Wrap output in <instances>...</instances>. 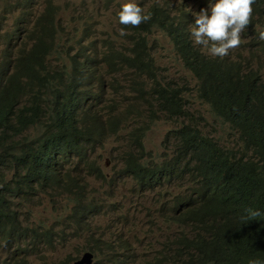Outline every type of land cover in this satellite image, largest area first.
I'll use <instances>...</instances> for the list:
<instances>
[{
    "label": "trees",
    "instance_id": "16d2710c",
    "mask_svg": "<svg viewBox=\"0 0 264 264\" xmlns=\"http://www.w3.org/2000/svg\"><path fill=\"white\" fill-rule=\"evenodd\" d=\"M252 7L251 24L241 33L244 41L235 51L242 52L247 44L252 50L247 60L218 61L217 72L201 79L202 100L228 127L229 135L237 137L241 146L237 153L220 146L214 136H205L201 118L166 132L162 160L146 153L147 132L159 114L179 99V90L169 84L157 83L141 91L124 102L125 110L124 99L102 102L107 88H116L103 80L94 82L96 57H102L108 74L123 71V57L131 51L135 58L130 61L149 67L144 60L149 58L146 46L140 42L145 39L143 29L158 23L154 16L135 29L123 27V50L105 42L100 53L95 42L72 54L67 46L58 45L54 6L46 7L29 30L0 35L4 42L0 50V237L48 240L44 232L20 228L18 208L11 199L26 207L41 193L66 192L72 204L68 221L74 237L84 233L90 239L92 221L97 224V217L121 202L112 191L94 197L96 190L90 192L85 182L92 179L111 188L123 181L131 183L127 191L136 200L146 193L158 195L156 219L149 209L137 210L151 225L160 221L176 226L171 238L151 249L150 241L126 230L131 215L123 214V236L110 233L109 248L117 242L133 248L135 256L128 264H248L244 259L264 243V40L258 38L264 30V0H255ZM184 38L192 43L190 36ZM183 51L195 55L185 46ZM32 128L38 135L21 148ZM121 132L129 143L117 177L103 172L97 151ZM248 209L261 215L250 219ZM97 228L102 227L97 224ZM37 242L42 241L32 243ZM101 242L80 245L77 257L85 251L99 257ZM147 251L153 252L152 259L142 256ZM29 253V248H10L0 264H27ZM102 258L106 264L118 261L115 256Z\"/></svg>",
    "mask_w": 264,
    "mask_h": 264
},
{
    "label": "clouds",
    "instance_id": "9594fccd",
    "mask_svg": "<svg viewBox=\"0 0 264 264\" xmlns=\"http://www.w3.org/2000/svg\"><path fill=\"white\" fill-rule=\"evenodd\" d=\"M29 1L30 0H24L23 7L25 5L28 7L30 5ZM116 1L117 0H110L109 4H115ZM189 1L190 0H123V2L118 5L117 15L122 27H131L135 29L138 26H143L151 19V16H154L158 23H154L152 29H149V27L143 29L145 39L140 42L146 46V53L149 55V58L144 60L149 63V67L145 68L138 62L130 61L135 58V53L131 51L123 57L125 59V62H123V71L116 74H108L107 67L101 63L102 57H96L99 63L97 64L94 82L103 80L108 86L112 84L116 88L115 90L107 88L106 95L102 97V102L105 104L110 102L120 103L121 100L124 99L123 109L125 110L126 103L124 104V102L138 96L141 91H149L152 85L157 83H161L165 87L166 84H169V88L179 90V99L177 102L171 103L169 109L165 110L163 114H159L160 119L158 121L163 120L167 123L178 122L177 126H179V124H188L195 118H203L200 109H210L208 104L202 100L203 87L201 85V79L203 75L216 73L219 65L218 61L224 59L237 61L236 59L240 58L247 60L249 53L252 51L245 43L246 46L242 52L238 54L235 52L244 41L241 33L251 24L253 13L252 5L255 3V0H216L215 2L212 0H202L199 13H191V11L186 8ZM49 6H55V3L52 0H46L41 13ZM107 7L108 6H106V8ZM178 24L180 25V29H176V25ZM86 26L87 24H85L83 28L85 33L88 32L85 30ZM88 33L89 42L87 45L82 42H76L74 46L70 47L71 54L80 48L90 45L91 42H95L99 53L102 51V45L106 41L103 38L97 40L94 33ZM120 34H125L123 29H121ZM187 36H190L192 43L184 38ZM258 38L264 40V30L258 32ZM99 42L101 45H98ZM110 44L115 45L113 42H106V45ZM183 46L195 55L187 56L183 51ZM114 49L123 50V44L115 45ZM175 70L188 73L190 76L189 81L182 80V84H179V78L175 77ZM169 77L171 79H169ZM201 123L202 120L200 124ZM175 127H170V129L174 130ZM37 135L38 132L32 128L22 139L21 148L26 147ZM124 137L125 135L123 139ZM101 157V154L97 155V162L100 167ZM117 162L120 165L122 160L119 159ZM102 170L104 172L103 168ZM120 170L121 165L114 172L117 177H119ZM45 177H47V174ZM89 180L85 183L87 184V189H90L91 192ZM127 192L129 193V190ZM45 194H61L65 196L66 201L67 197H70L66 192H48L41 193L37 196ZM126 199V197L123 198V214L131 215L130 221H136V215L139 214V212L135 209H131L130 206L125 208L124 201ZM11 200L17 208L23 203L17 199ZM68 204L71 203L68 202ZM70 211L71 209H68V216L71 218ZM248 212L250 219H255L261 215L259 211H253L252 209H248ZM168 226L175 231L176 226L174 224H169ZM44 234H47L46 237L48 240H34L42 241L34 245L32 243L34 241H32L30 237H27L29 239L16 237L17 243H13L15 247L12 249L29 248L30 253L26 257L27 260L34 252L33 246L39 244L49 246V244L45 243L46 241L52 243L53 233L45 231ZM71 235L74 236L73 232H71ZM5 242V250L9 252L11 248L9 245L10 241L5 240ZM100 249H104L107 252V259L115 256L118 260L116 263L120 261L123 264L131 263V258L135 256L134 249L128 245L125 246L124 243L123 247L116 246L114 249H110L109 242H104L102 240ZM86 252L93 255V264L94 260L98 257L91 251H85L80 256ZM79 257L69 258V260H71L69 264H73L80 259ZM244 261H248V264H264V243L259 245L256 254L247 257Z\"/></svg>",
    "mask_w": 264,
    "mask_h": 264
},
{
    "label": "rangeland",
    "instance_id": "374dc122",
    "mask_svg": "<svg viewBox=\"0 0 264 264\" xmlns=\"http://www.w3.org/2000/svg\"><path fill=\"white\" fill-rule=\"evenodd\" d=\"M46 0H30V5L23 7L24 0H0V35L13 33L19 28L29 30L32 23L41 13L45 6ZM55 3L56 20L59 24L58 28V45L67 46L70 48L76 42H82L87 45L89 33H94L96 39L103 38L106 42H113L115 45L123 44V35H121L122 25L118 18V5L123 0H117L115 4H109L107 0H52ZM202 0H190L186 8L191 13L200 12V4ZM106 6H108L106 8ZM47 20V19H46ZM87 24L84 32V25ZM103 41V40H102ZM100 41V42H102ZM100 42L98 45H101ZM251 40L247 39L246 43ZM4 47V42L0 37V50ZM181 69V68H178ZM175 77L179 78L178 83L182 84V80L189 81L188 73L174 71ZM169 79H171L169 77ZM203 114L200 129L205 136H214L217 143L237 153L241 150V146L236 143V136H230V130L226 125H223L209 108H201ZM178 122L167 123L163 120L156 122L146 134L145 146L146 153L152 155L154 160H162L163 141L165 133L170 127H175ZM229 131V132H228ZM125 132H121L116 140L111 139L102 151L100 165L104 172L113 175L120 167L118 160L122 159L123 152L127 150L125 143H129L128 137L124 136ZM239 142V141H238ZM240 144V142H239ZM91 188L96 190L94 197H100L104 192L112 191L120 204L115 210L108 211L100 217H97V224L101 225V229L97 228L96 222L92 221L91 238L85 236L88 234L81 233L76 237L71 235V226L68 221V209L72 208L71 204L65 200V196L61 194H45L35 197L31 202L23 207L22 203L18 206L17 212L19 217V225L22 229H35L37 232L49 231L53 233L52 245H35L34 252L27 258V264H65L69 258L77 257V248L80 245L89 243L92 244L95 240H103L110 242V233L114 232L123 236V198L125 208L129 206L135 210L149 209L151 214L157 218L158 204L155 202L158 198L156 193H146L142 200H136L127 192V188L131 186L130 182L116 181L111 188L104 183L89 180ZM119 221H117V219ZM160 221H155L152 225L144 214L136 215V221L127 223L126 230L131 234H139L146 242H151V249L154 245L163 241L165 237L171 238L174 232ZM16 238L10 240L11 248L15 246L13 243ZM5 240L0 237V261L6 257ZM117 246L123 247V242H117ZM83 253V252H82ZM80 253L78 257L82 254ZM107 252L102 249L98 258L94 260L95 264L102 263L104 256L107 257ZM145 259H152L153 252L147 251L142 255ZM77 257V258H78ZM81 257V256H80ZM79 257V258H80ZM139 259V258H138ZM141 260V259H139ZM142 263V262H141ZM111 264V263H107ZM115 264H123L121 261ZM134 264H136L134 262Z\"/></svg>",
    "mask_w": 264,
    "mask_h": 264
},
{
    "label": "water",
    "instance_id": "95a60500",
    "mask_svg": "<svg viewBox=\"0 0 264 264\" xmlns=\"http://www.w3.org/2000/svg\"><path fill=\"white\" fill-rule=\"evenodd\" d=\"M93 255L89 252L84 253L80 259L75 261L73 264H92Z\"/></svg>",
    "mask_w": 264,
    "mask_h": 264
}]
</instances>
